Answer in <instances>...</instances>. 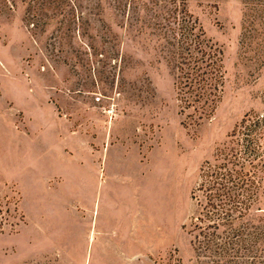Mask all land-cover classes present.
<instances>
[{"label":"rangeland","instance_id":"obj_1","mask_svg":"<svg viewBox=\"0 0 264 264\" xmlns=\"http://www.w3.org/2000/svg\"><path fill=\"white\" fill-rule=\"evenodd\" d=\"M169 1L0 0V264H202V168L264 114V2L183 0L223 52L221 100L194 124ZM251 225L264 264V213Z\"/></svg>","mask_w":264,"mask_h":264},{"label":"trees","instance_id":"obj_2","mask_svg":"<svg viewBox=\"0 0 264 264\" xmlns=\"http://www.w3.org/2000/svg\"><path fill=\"white\" fill-rule=\"evenodd\" d=\"M169 4L172 9L159 17L177 25L174 70L178 101L182 114L191 111L188 117L199 124L212 117L221 100L223 52L201 39L183 0H170ZM228 138L213 162L202 168L201 183L193 193L200 209L194 246L202 264H254L258 258L246 248L251 247L255 214L264 213V114H247Z\"/></svg>","mask_w":264,"mask_h":264}]
</instances>
